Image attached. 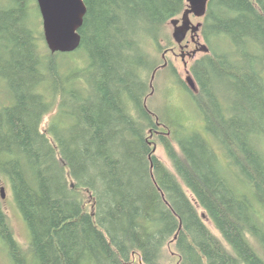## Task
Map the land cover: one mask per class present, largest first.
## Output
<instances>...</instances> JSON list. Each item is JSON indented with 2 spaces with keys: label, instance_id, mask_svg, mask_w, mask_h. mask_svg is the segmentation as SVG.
Segmentation results:
<instances>
[{
  "label": "trees",
  "instance_id": "1",
  "mask_svg": "<svg viewBox=\"0 0 264 264\" xmlns=\"http://www.w3.org/2000/svg\"><path fill=\"white\" fill-rule=\"evenodd\" d=\"M83 1L71 65L36 0L0 4V176L29 230L26 250L0 198L11 263L264 264V0H208L196 90L177 77L199 131L149 107L186 0Z\"/></svg>",
  "mask_w": 264,
  "mask_h": 264
},
{
  "label": "rangeland",
  "instance_id": "2",
  "mask_svg": "<svg viewBox=\"0 0 264 264\" xmlns=\"http://www.w3.org/2000/svg\"><path fill=\"white\" fill-rule=\"evenodd\" d=\"M3 0H0V4ZM35 3H33L34 5ZM37 6V4H36ZM34 18L40 25L39 29L42 31V19L40 15L39 20V14L37 11L33 10ZM182 17V16H180ZM191 21L196 24L198 22L201 23V17H196L193 14L190 15ZM181 19V18H179ZM167 33L173 37V30L174 27L170 23L166 27ZM199 41L200 43L204 44L203 38L201 35H199ZM192 48V46H190ZM189 48V49H190ZM181 51L179 49L175 50L174 53H168L166 54L167 60L172 63V66L176 69V74H173L167 67L166 68H160L158 70L156 77H155V88L153 92L151 93V101L149 103V107L152 110H155L159 115H166L169 116L168 113H170L171 109L173 107L181 109L185 115L188 117L189 120L194 124L193 127H188L189 131L198 130L196 127H202V119L200 115L198 114L196 108L192 105V103L187 99V96L185 92L181 89L177 83V77H180L182 81L187 85L185 78L186 76L190 74V72H186L190 66V61L193 59H189L188 57H185L183 60L181 57ZM204 52L200 51L196 54L195 58L200 57ZM159 58V57H158ZM61 61L65 65H71L72 61L76 62L77 64L81 63V57L77 56L76 58L73 56L71 57L69 53H64L61 55ZM184 62H186V67L184 66ZM189 71V70H188ZM188 86V85H187ZM2 97H4V89L0 86V101L2 100ZM55 109L52 110L50 113H48L42 123V127L45 128L49 120L51 119L52 115L54 114ZM196 125V127H195ZM199 131V130H198ZM162 159H165V156L163 154L162 150H158L156 152ZM4 187V198H1L3 209L7 215V218L9 220V223L13 229L14 235L19 241V243L22 245L24 249H28L29 245V230L27 228V225L25 221L23 220L19 210L17 209L12 191L10 189V186L7 182V180L4 177L0 176V188ZM190 195V193H189ZM1 196V193H0ZM89 196L86 194L85 199L88 200ZM198 211L201 215L204 217V221L206 225L210 228V230L216 234L220 239V234L215 229L213 223L205 216L203 210L198 206ZM222 240V239H221ZM7 248L5 244L0 240V264H12L8 254H7Z\"/></svg>",
  "mask_w": 264,
  "mask_h": 264
},
{
  "label": "water",
  "instance_id": "3",
  "mask_svg": "<svg viewBox=\"0 0 264 264\" xmlns=\"http://www.w3.org/2000/svg\"><path fill=\"white\" fill-rule=\"evenodd\" d=\"M42 19V30L45 44L51 53H70L77 50L81 44L79 29L83 24L86 6L83 0H36ZM187 9L181 19H173V37L181 41L190 24V15L203 17L207 9L208 0H186ZM181 20V24L178 23ZM201 23L192 26V31L198 33ZM200 51H208L205 44H201ZM154 78L152 75L151 79ZM185 81L191 90H196V83L191 75ZM1 198H4V187L0 188Z\"/></svg>",
  "mask_w": 264,
  "mask_h": 264
},
{
  "label": "flooded vegetation",
  "instance_id": "4",
  "mask_svg": "<svg viewBox=\"0 0 264 264\" xmlns=\"http://www.w3.org/2000/svg\"><path fill=\"white\" fill-rule=\"evenodd\" d=\"M180 24H181V20L178 23V25H180ZM193 25H195V24L190 19V24L187 26L188 28L186 30L185 37L181 41L176 40L180 44V51H181L180 54H181V57L183 60L185 59V57H188L189 59H194L196 54L198 52H200V49H201L202 43H200V41H199L198 33L192 31ZM190 46H192V48H190ZM171 52L174 53L173 51H171ZM184 63H185L184 66L186 67L187 66L186 62H184ZM186 72H189V71L187 70Z\"/></svg>",
  "mask_w": 264,
  "mask_h": 264
}]
</instances>
